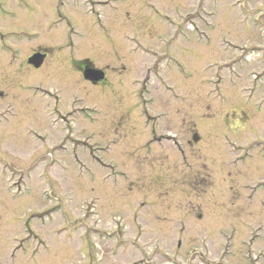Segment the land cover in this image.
I'll list each match as a JSON object with an SVG mask.
<instances>
[{
    "label": "rangeland",
    "instance_id": "rangeland-1",
    "mask_svg": "<svg viewBox=\"0 0 264 264\" xmlns=\"http://www.w3.org/2000/svg\"><path fill=\"white\" fill-rule=\"evenodd\" d=\"M100 9L0 0V106L18 109L0 114V264H264V0ZM129 38L171 54V89V74L159 77ZM43 49V68H28ZM83 61L107 70L106 87L82 80ZM49 102L65 118L96 104L98 122L76 132L99 135L85 137L95 153L31 144L32 125L49 128ZM74 118L50 119L60 131L51 145Z\"/></svg>",
    "mask_w": 264,
    "mask_h": 264
},
{
    "label": "water",
    "instance_id": "water-1",
    "mask_svg": "<svg viewBox=\"0 0 264 264\" xmlns=\"http://www.w3.org/2000/svg\"><path fill=\"white\" fill-rule=\"evenodd\" d=\"M29 63L32 64L34 67H39L41 60L36 57H33L29 60ZM84 78L86 80H90L91 82H97L102 79V75L100 73L86 69L84 71Z\"/></svg>",
    "mask_w": 264,
    "mask_h": 264
},
{
    "label": "flooded vegetation",
    "instance_id": "flooded-vegetation-1",
    "mask_svg": "<svg viewBox=\"0 0 264 264\" xmlns=\"http://www.w3.org/2000/svg\"><path fill=\"white\" fill-rule=\"evenodd\" d=\"M56 109H58V107H56Z\"/></svg>",
    "mask_w": 264,
    "mask_h": 264
}]
</instances>
